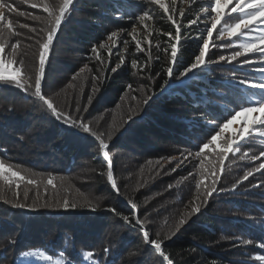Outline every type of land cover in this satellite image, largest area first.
Here are the masks:
<instances>
[{
  "label": "snow or ice",
  "instance_id": "snow-or-ice-1",
  "mask_svg": "<svg viewBox=\"0 0 264 264\" xmlns=\"http://www.w3.org/2000/svg\"><path fill=\"white\" fill-rule=\"evenodd\" d=\"M21 2L30 5L33 9L42 10L43 15L23 12L14 2L0 0V89L19 90L26 97L39 102L51 117L75 136L94 143L99 157L106 166L99 175L106 177L107 184L116 195H123L114 175L110 144L114 142L117 133L123 135L143 117L139 112L130 111L126 118H121L118 125L111 126L107 131L100 127L102 117L87 119L86 114L89 112L93 96L89 95L87 104L82 105L80 93L83 91L82 81L87 79L85 74L92 72L88 63L78 69L65 88L51 95L46 94L44 85L50 52L62 23L72 11L74 0H21ZM194 6H198V9L195 18H190ZM13 14L39 22L42 26L33 27L28 23H20L11 18ZM116 16L119 20L127 18L128 21L133 22L131 31L119 29L108 33L106 41L92 45L90 59L98 62L102 74L108 71L117 73L129 66L127 55L130 43L134 45L133 55L147 52V59L143 62L136 58L130 60L132 74L141 76L146 73L150 85H154L155 80L161 75L164 78L159 92L154 87L144 84L135 89L143 94L140 103L144 107L140 109L141 112H145L158 97H163L169 91L177 89L191 91L193 88L204 87L206 91L215 94L214 88L203 85L202 77L207 76V70L212 66L222 64L235 66L229 73V78L219 82L229 93V95H221V100L225 103L218 104L207 100L206 93L197 97L202 104L207 100L206 109L208 104L217 109L214 112L201 114L198 119L188 122L187 127L202 128L203 133L195 131L192 133L195 140L190 138L187 141L190 147L180 151V158L160 157L155 162L152 160L147 162L148 165L155 163L157 172L162 170L165 164L176 163V166L166 173L169 175L189 165L192 167L187 175L177 181V185L190 182L194 186V193L185 206L186 210L180 214L174 225L163 236L157 231L155 238H152L147 228V218L143 220L140 218L138 205L132 198L125 197L129 214H124L112 206L103 209L119 217L131 230L138 232L144 245L161 258V264H174L170 254L165 251V241L175 236L193 215L201 213L202 206L206 207L214 194L235 191L250 177L255 178V174L264 175V162H260L255 167H248L243 176L231 184L230 189L219 187L226 169L236 164L235 158L249 163L264 158V0H127L126 5L117 9ZM185 20L187 24L184 23ZM157 21L165 23L169 30L161 31L156 27ZM137 24L142 27L143 32L135 26ZM182 29L188 33L187 36L182 35ZM20 30H27L29 35H24ZM193 32L196 34L193 35ZM161 35L167 38L163 41V46L160 40L153 45L151 38ZM124 36L130 37V40L123 39ZM16 37L22 39H15V42H12ZM25 40L30 43L25 44L23 42ZM185 40L196 45L188 60L181 59L185 50L182 43ZM145 41L146 46H144ZM121 45L124 46L123 51ZM153 47L162 53L165 60L164 66L154 76L151 65L153 62L158 63L161 56H152ZM105 50L106 57L101 55ZM220 51H226L228 54H218ZM29 52H31V64L25 61ZM114 56L117 57L116 61H113ZM113 63L115 66H112ZM244 68H247L253 76L259 77V82H253V79L246 74H239V69ZM76 81H81L79 87ZM92 81L94 94L99 91L97 82L103 81L95 75L92 76ZM173 85H176V88ZM126 88L133 90V85L128 84ZM69 89L76 90L74 102ZM62 94L64 100L60 101L58 98ZM11 110L13 109L9 107V111ZM208 115L214 118L208 119ZM238 120L239 125L229 132L230 126ZM250 143L261 146L262 150L258 155L252 148L246 147ZM242 149L246 150L242 151ZM226 161L229 163L226 164ZM140 172L143 176L144 169L141 168ZM146 182L147 178L144 180V183ZM143 186V183L137 182V187ZM167 187L172 190L174 185L169 184ZM253 187H264V180ZM41 189L46 197H49L50 193L52 202L46 199L44 203H39ZM33 191L36 199L29 204L27 203L29 194ZM21 199L24 202H21ZM99 199L93 200L79 189L73 192V187L68 184L64 176L38 173L0 157V202L10 204L13 208H27L33 211L38 208L64 210L87 208L91 212H97L101 209ZM250 235L252 238L249 239L239 236L222 237V239L233 240L235 246L253 245L255 255L244 264H264V224L261 225L258 233L254 232ZM11 243L15 244L16 241L13 240ZM109 251L108 248L104 249L105 254ZM19 255L22 258H34L47 264H77L65 255V251H60L59 258L56 259L41 248L25 250ZM76 256L79 264H100L95 258L94 250L78 251ZM13 264H29V262L20 259L14 260Z\"/></svg>",
  "mask_w": 264,
  "mask_h": 264
},
{
  "label": "trees",
  "instance_id": "trees-1",
  "mask_svg": "<svg viewBox=\"0 0 264 264\" xmlns=\"http://www.w3.org/2000/svg\"><path fill=\"white\" fill-rule=\"evenodd\" d=\"M10 2H14L15 6L23 12L43 15L42 10L33 9L30 5L23 4L21 0H10ZM126 3L127 0H74L72 11L67 16L66 21L62 23L50 52L44 85L46 94L51 95L53 92L65 88L73 75L85 63L89 64L92 72L86 73L87 79L82 81L83 91L80 93L82 105L85 104L89 95L94 98L97 94V92L94 94L92 92V76L94 75L99 76L103 81L102 83L97 82V87H99L98 98L100 103H107V108L116 105L119 95L118 90L129 92L127 88V90H124L125 84L136 86L129 72L121 70L117 73L108 71L102 74L99 71L98 62L90 59L92 45L106 41L108 33L131 23L127 18L119 20L116 16L117 9H121ZM11 18L20 23H28L33 27L42 26L39 22L26 17H17L15 14ZM20 31L24 35H29L27 30ZM15 39H22V37H16L12 42H15ZM23 42L25 44L30 43L27 40ZM183 53L187 54L189 50L185 48ZM160 56L163 57L162 53H160ZM25 61L28 64L32 63L31 52L25 57ZM162 67L161 61L154 62L151 65L152 75L159 72ZM219 69L220 66H217V70L214 72L216 78L202 83L215 88V94L212 91L209 93L217 101H222L221 95H226L224 92L227 95L229 93L219 83L222 81L219 76ZM229 73L230 71H228V77ZM163 78V75H161L155 80L153 87L156 91L160 88ZM75 83L79 87L81 81ZM177 90L181 91L180 89ZM68 91L71 92L74 102L76 90L69 89ZM183 91L186 93L185 97L172 93L158 97L143 113L140 112L141 107L137 108L133 104L132 109L124 113L123 118H126L130 111L139 112L143 118L138 119L131 129L123 135L119 133L117 139L110 144L114 175L120 192L123 193L121 196L116 195L111 190L110 185L106 182V177L99 175L101 171L106 169V166L97 153V146L90 140H83L75 136L66 127L61 126L60 122L51 117L39 105V102L26 97L25 94L16 89H0V157L35 172L54 173L57 176H64L66 179H70V176L80 169L81 172L78 175L81 177L76 179L79 181L72 183L71 179L70 181L67 179L68 184L73 187V192H75V189L82 192L80 188L85 183L83 179L89 180V177L92 179L94 177L93 180L96 182L94 191L91 194H87L85 191V194L93 200L100 198L98 200L101 205L99 211L91 212L87 208L68 210L49 208L51 211L54 210V212L60 214L58 218H55V224L61 229L60 232L63 231L62 237L67 238V231L71 233L72 236H70L74 239L73 243H77V241L81 243L78 245V250H94L96 253L95 258L100 261V264H103L104 260H107L108 264H129L124 256L130 249L136 254L135 258L140 261L144 260V264H161V258L144 245L138 232L131 230L119 217L103 211V208L112 206L124 214H129L125 197L132 198L138 205L140 218L142 220L147 218V228L152 238H155L157 231L161 232L163 236L174 225L182 213L181 211L186 210V207L182 205L191 199L192 194L189 192V188L194 190V186L190 182L177 185L175 180L187 175V172L192 169L182 172L178 170L169 175L166 173L173 166L169 167V164H165L164 168L157 172L155 163L153 165L147 163L149 160L155 162L160 157L177 155L175 151L179 153L180 149L184 150L190 147L187 143L190 138L195 140V136L192 135L194 131L202 134L201 132L204 129L187 127L188 122L192 119H198L203 111L212 106L208 104L207 109L201 107V103L191 98L190 91L187 89ZM131 95L132 93L128 97ZM58 100L63 101L64 94ZM9 107L13 110L9 111ZM211 111L214 112L216 109L213 108ZM77 139L81 143L87 142L89 153L87 152L88 155H86L89 158L88 160L82 158L78 161V165L68 172L64 167L71 166L72 162L70 161L74 158L78 159V155H80L78 153H81L83 149ZM51 156L53 159L57 158V161L62 159L65 166L61 168L54 164V166L49 167ZM237 166H239L238 163L233 165V168L226 169L219 187L230 189L231 184L241 177L242 172H239L241 168L236 169ZM141 168L144 169L143 176L140 172ZM146 178L147 182L144 183ZM138 181L143 183L144 186L137 187ZM169 184L174 185L172 190L168 189ZM260 188L264 190V187ZM160 190L161 193L163 192L162 196H154V193ZM188 193L190 195L189 199L187 197ZM260 193L264 192L259 190V193H257L256 190L249 191L248 189L240 191L237 188L235 191L214 194L208 205L206 207L202 206L201 213L193 215L175 236L165 241V251L170 254L174 264H244V262L250 261L241 246H235L233 240L222 239V237L252 238L250 233L254 232H252L253 228L250 223L255 222L257 218L249 217L247 213L250 208L255 210L253 213H256V210L264 212V194ZM35 199V192H30L27 203L31 204ZM46 199L51 202L50 193L49 197H46L42 189L39 203H44ZM163 199H171L170 205L162 202ZM215 199L217 202L225 200L229 202H225L221 207H215L210 204ZM21 202H24L23 199H21ZM162 203H165L168 208H164ZM256 203L262 204L263 207L258 206L256 208ZM43 210L46 211L47 209L38 208L35 211L30 210V213H28L23 209L13 208L10 204L0 202V231L4 232V228L9 225L8 216L11 217L14 223H17L15 221L17 216L25 221L27 219V222H31L33 216L38 218L37 221H43L45 216ZM261 219L264 221V217ZM110 223L114 225L115 229H118V241L113 246L109 242L110 229L108 225ZM23 224L26 226L24 222ZM19 232H26L25 228L22 227ZM49 239H45V241L47 242ZM19 241L21 244H25L24 242L31 240L26 233H23ZM2 243L0 244V252L5 253V256L7 254L12 256L13 246L12 249H8ZM56 248H58V245L50 249L56 251ZM105 248L110 250L108 254L104 253ZM74 261L79 262V259Z\"/></svg>",
  "mask_w": 264,
  "mask_h": 264
},
{
  "label": "rangeland",
  "instance_id": "rangeland-1",
  "mask_svg": "<svg viewBox=\"0 0 264 264\" xmlns=\"http://www.w3.org/2000/svg\"><path fill=\"white\" fill-rule=\"evenodd\" d=\"M197 9H198V6H194L192 8V12L190 13V18H195V12L197 11ZM184 23L187 24V20H185ZM135 26L141 32H143V29H142V27L140 25L137 24ZM132 27H133V22L129 23L128 25H126L124 27H119L116 30L126 29L127 31H131ZM156 27L161 29V31H168L169 30V27L165 23L159 22V21L156 22ZM192 34L195 35L196 33L193 32ZM182 35L187 36L188 33L185 32L182 29ZM138 38H142V37H138ZM123 39H129L130 40V37L124 36ZM151 39H152L153 45L156 43L157 40H160L162 42V46H163V41H165L167 38L165 36L161 35V36H154ZM146 44H147V42L145 41V45L144 46H146ZM97 45H99V44H97ZM120 47H121V51H123L124 46L121 45ZM182 47L184 49L187 48V50H189V53H187V54L183 53V55L181 56V59L182 60H188L191 57L192 52L196 49V45L195 44H191L187 40H185L182 43ZM134 52H135L134 45L132 43H130L128 45V55H127L129 66L125 67L122 70L123 72H126V71L129 72L131 74L132 80L136 83V86L135 87L133 86V90H128L129 91L128 93H126V91L125 92H120L118 90V94H119L118 95V101H117V103H116V105L114 107H109V108H107V106H108L107 103H104V104L100 103V100L98 98L99 91H97V94L92 99V103L89 105V112L86 114L87 119L94 120V119H96L98 117H102V119L100 120V127H101L102 130L107 131L111 126L118 125L120 123V121H121V118L125 115L124 113L126 111L132 109V104H133V106L135 105V107H137V108L138 107L139 108L140 107L141 108L144 107L143 104L140 103V101H142V99H143V94L140 93L139 91H135V89H137L139 87V85L144 84L146 86L153 87V85H150V82L147 81V79H146L147 75L144 76L142 74L141 76H135V75L132 74V70L130 68V60L132 58H136V59L140 60L141 62H143V61H145L147 59V52H145L143 54H135V55H133ZM218 54L227 55L228 53L226 51H220ZM101 55L106 57L107 56L106 50L104 52H102ZM157 55H160V53L155 49V47H153L152 48V56L156 57ZM213 59H215V57H213ZM116 60H117V57L114 56L113 57V61H116ZM160 61L162 62V66H164V64H165L164 57H161ZM153 64H154V62L152 63V65ZM112 66H115V63H113ZM234 67H235L234 65L233 66H229V65H226V64L220 65V69L218 70V72H219V76L222 78V80L223 79L226 80V79L229 78L228 77V71L231 72L232 70H234ZM215 70H217V66L210 67L207 70V76L206 77H202V82L203 81H209V80H212L213 78H216L215 75H214ZM245 70H247V71H245ZM119 71H121V70H119ZM239 74H242V75L246 74L250 78L253 79V82H259V77L253 76V74L247 68L239 69ZM126 85L127 84H125V87H124L125 89L124 90H127L126 89ZM173 87H176V85H173ZM209 87L213 88L211 85H209ZM193 90H191L189 92V94H190L191 98L194 101L198 102V103H200V101L197 99V97H198V95H200L202 93H206L207 100H210V101L213 100V102H216L218 104L225 103L223 101H217L215 98H213L211 96V94L209 93L211 91H206V89L204 87H200L199 89L193 88ZM157 92H159V89L157 90ZM131 93H132V95L130 97H128L129 94H131ZM171 93L174 94V95L176 94V95H178L180 97H185V95H186V93H184V91L182 92V91H178V90L169 91V93H166V94H171ZM224 94L227 95L226 92H224ZM132 97H136V99H132ZM206 101L203 104L201 103V107H205V104L207 103ZM85 104H87V101L85 102ZM212 109H213L212 107H209L208 110L203 111V114H207V112L211 111ZM141 113H143V112H141ZM253 115H255V114H253ZM213 118H214L213 116L208 115V119H213ZM239 123H240L239 120L234 122L233 125H231L230 128H229V132L232 129L236 128L239 125ZM125 127H127V126H125ZM203 131L201 133H203ZM118 136H119V133H117L114 141L117 139ZM77 140L80 142L79 139H77ZM80 144L83 146V149L81 150V153H78V154H80V155L84 154V156L78 155V159H75V158L72 159L70 161V162H72L71 166L67 165L66 167H64L65 164L63 163L64 161L62 159H58V161H57V158L53 159L52 156H51V162H49V167H52V166H54V164H57L58 167H61V168L64 167V169H66V171L69 172L71 170V168L73 169V168H75L78 165V161L82 160V158H85V160H88L89 156H87V155H88L89 151H87V148H88L87 142H84V143L80 142ZM246 147L252 148L256 152L257 155H258L259 151L262 150L261 146L256 144V143H250ZM182 148L184 149V147H182ZM243 150H246V149H242V151ZM180 151H182V150L180 149L179 153H178V151H175L177 155H174V156L180 158ZM235 159L237 160L236 163L239 164V166H237L236 169L238 167L241 168V170L239 171V172H242L240 174L241 176H243L244 171L248 167H255L256 164H258L260 162H264V158H261L260 161H257L255 163L239 161L238 158H235ZM227 163H229V162L226 161V164ZM172 166L175 167L176 163H172V164L169 165V167H172ZM231 168H233V167H231ZM190 169H192L191 165H189L187 168L179 169V172H182L184 170L185 171L186 170H190ZM229 169H227V170H229ZM79 172H81L80 169L75 171L74 175L70 176V179H71L72 183L75 182V181H79V180H76V179L81 177V176L78 175ZM67 179H68V181H70L69 178H67ZM93 179H94V177H93ZM93 179L91 177H89V180H87L85 178L83 179V182H85V183L83 184L82 188H80V189L82 190V192L84 194H85V191H86L87 194H91L94 191L93 189L95 188L94 186L96 185V182ZM179 180H180V178L176 179L175 181H179ZM261 180H264V175L255 174V178L250 177L248 181H244L240 186H238V188L240 189V191L241 190L245 191L246 189H248L249 191L256 190L257 193H259V190H260V192H264V190L261 189L260 187H253V185L258 184V182L261 181ZM253 181H254V183L252 184ZM189 192L191 194H193L194 190L192 188H189ZM162 193H161V190H160L159 192L154 193V196L155 195L162 196L161 195ZM260 194L263 195L264 193H260ZM247 195H249V193H247ZM85 196H87V195L85 194ZM189 196L190 195L188 193L187 194L188 199H189ZM170 201H171V199H166V200L163 199L162 202H166L168 205H170L169 204ZM225 202L227 203L229 201L225 200V201L217 202V200L215 199V200L211 201L210 204L215 206V207L216 206H220L221 207V205H223ZM162 204L164 205V208L165 207L168 208V206L165 205V203H162ZM187 204H188V201H186L182 206H186ZM258 206H262V204L256 203L255 207L257 208ZM236 207H237V205H236ZM46 209H47L46 211L43 210V212H44L43 214L45 215L43 217V221H37L36 219H38V218L33 216L31 218V222H27V219L25 221L20 216H17V219H15V221H17V223H14V222H12L11 217L8 216L7 220L9 221V225H7L6 228H4V232L0 231V238H4V239H0V244H1V242H3L2 244L7 246L8 249H12V246H13V255L11 256V254H7V256H5V253L0 252V264H13L14 260H20V259H26L29 262V264H47V262L40 261V260H35L34 258H22V257H20L19 254L22 251L32 250V249H35V248H41L42 250H46L47 254L53 255L54 259L59 258L58 254H59L60 251H65V255L67 257L72 258L73 260L78 259V257L76 256V252L80 251V250H78V245L81 244V243H79L78 241H77V243H73L74 239H73V237L71 238L72 234L69 233L68 231L66 233L67 234V238L66 237H62L63 231L60 232L61 229H59V227L55 224V218H58V215H60L59 212H54V210L51 211V209H49V208H46ZM58 209L64 210L62 208H58ZM23 210L27 211L28 213H30V210L27 209V208H25ZM254 211L255 210H253V208L248 209L247 215L249 217H252V218H257V220H255V222L250 223V226H252V228H253L252 232L258 233L261 230V225L264 224V221L261 219L262 217H264V212L263 211L259 212L258 210H256V213H253ZM181 212H183V211H181ZM52 215L54 217H51ZM23 222L26 224V226L23 224ZM30 224H31V226H30ZM22 227L25 228L26 232H19L20 229H22ZM108 227L110 229V231H109V235H110V241L109 242H110V245H112V246L116 245V243L118 241V229H115V227H114V225L112 223H110L108 225ZM23 233H26V235L29 236L31 241L24 242L25 244H21L19 240H20V238H21ZM45 239H49V240L46 242ZM13 240L16 241L15 244L11 243V241H13ZM44 242H46V243H44ZM54 245L55 246L58 245V248H56V251H53V249H50V248H54L55 247ZM241 248H242L243 251H245L247 253L245 255H246V257L249 260L251 259V256L255 255V251L253 250L254 249L253 245L241 246ZM135 257H136V254L131 249L124 256L125 260L129 261V264H144V260L140 261L139 259H137ZM108 263L109 262L107 260H104V262H103V264H108ZM77 264H79V262H77Z\"/></svg>",
  "mask_w": 264,
  "mask_h": 264
}]
</instances>
